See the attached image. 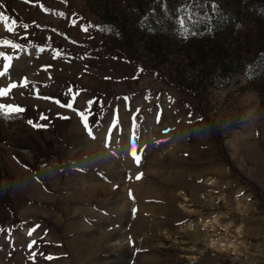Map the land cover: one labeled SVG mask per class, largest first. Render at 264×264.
I'll return each mask as SVG.
<instances>
[{
  "label": "rangeland",
  "instance_id": "1",
  "mask_svg": "<svg viewBox=\"0 0 264 264\" xmlns=\"http://www.w3.org/2000/svg\"><path fill=\"white\" fill-rule=\"evenodd\" d=\"M0 14V264H264V0Z\"/></svg>",
  "mask_w": 264,
  "mask_h": 264
},
{
  "label": "snow or ice",
  "instance_id": "2",
  "mask_svg": "<svg viewBox=\"0 0 264 264\" xmlns=\"http://www.w3.org/2000/svg\"><path fill=\"white\" fill-rule=\"evenodd\" d=\"M4 19H7V18L4 17L2 14H0V20H4ZM13 23H15V22L13 21ZM8 31H12V29H8ZM11 47H13L15 49L14 45H12ZM2 58L6 61V63L3 65V69L4 70L0 71V77H3L5 75V73L7 72L8 68H9V63H7V61L11 60V57H8L7 55H4ZM17 87H27V84L26 83H21V84L18 85L16 83H10L6 88L5 87H0V98L7 97L9 95V93H11L12 90L16 89ZM66 106L69 109H71L72 108V103L70 102ZM23 111H24V109L22 107L13 106V105H5L3 103H0V113H3L5 115H8L10 113H20V112H23ZM40 119L43 120V119H46V117L41 115ZM133 120L135 122V117L133 118ZM81 121L83 123L84 128L87 130L89 128V125L87 123V117L82 115L81 116ZM28 123L34 128L40 127V125L33 124V122L31 120H29ZM113 123H115V122H113ZM88 134L91 136V132L90 131L88 132ZM132 158H133V160H134V162L136 164H139L140 157L136 154L135 151L132 152ZM136 179L139 180L140 176L137 175ZM133 212H135V209H133ZM31 232H32V230H30L29 235H31ZM33 243H35V242H33ZM31 247H32V245L30 244L29 248H31ZM48 259H51V257H48Z\"/></svg>",
  "mask_w": 264,
  "mask_h": 264
}]
</instances>
